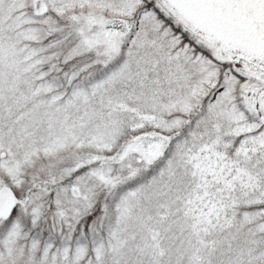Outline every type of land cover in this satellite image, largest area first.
<instances>
[{"label":"snow or ice","instance_id":"6c2138e0","mask_svg":"<svg viewBox=\"0 0 264 264\" xmlns=\"http://www.w3.org/2000/svg\"><path fill=\"white\" fill-rule=\"evenodd\" d=\"M0 264H264V0H0Z\"/></svg>","mask_w":264,"mask_h":264}]
</instances>
